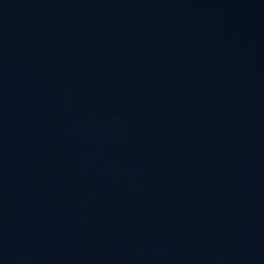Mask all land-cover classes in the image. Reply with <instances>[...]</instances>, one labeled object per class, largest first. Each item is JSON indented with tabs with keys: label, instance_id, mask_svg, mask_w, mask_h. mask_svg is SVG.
<instances>
[{
	"label": "water",
	"instance_id": "water-1",
	"mask_svg": "<svg viewBox=\"0 0 264 264\" xmlns=\"http://www.w3.org/2000/svg\"><path fill=\"white\" fill-rule=\"evenodd\" d=\"M0 264H264V0H0Z\"/></svg>",
	"mask_w": 264,
	"mask_h": 264
}]
</instances>
